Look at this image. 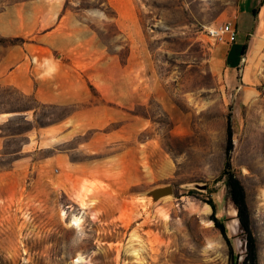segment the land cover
I'll list each match as a JSON object with an SVG mask.
<instances>
[{"label": "rangeland", "instance_id": "rangeland-1", "mask_svg": "<svg viewBox=\"0 0 264 264\" xmlns=\"http://www.w3.org/2000/svg\"><path fill=\"white\" fill-rule=\"evenodd\" d=\"M242 1L0 0V264H228L227 164L264 264V19L238 85L208 34Z\"/></svg>", "mask_w": 264, "mask_h": 264}, {"label": "trees", "instance_id": "trees-1", "mask_svg": "<svg viewBox=\"0 0 264 264\" xmlns=\"http://www.w3.org/2000/svg\"><path fill=\"white\" fill-rule=\"evenodd\" d=\"M257 9H254L251 16L254 18ZM249 36L241 48V55L244 56L247 49ZM233 129H232V113L227 115L226 121V152H230L233 148ZM223 181L226 186L227 195L236 211V219L240 229V236L244 241V253L240 256L234 251L232 238L227 234L226 219L217 216L216 203L209 199L208 203L211 214L210 220L214 227L218 229L227 247L228 264H258V248L257 241L252 229L251 212L247 203L246 191L237 175L232 171L230 165H226L223 171Z\"/></svg>", "mask_w": 264, "mask_h": 264}, {"label": "crops", "instance_id": "crops-1", "mask_svg": "<svg viewBox=\"0 0 264 264\" xmlns=\"http://www.w3.org/2000/svg\"><path fill=\"white\" fill-rule=\"evenodd\" d=\"M259 0H243L241 2V8L239 9L237 15L235 16L234 24L236 31L239 26V22L245 21V26H250L252 25L251 30L247 31V36L252 35V32L255 30L256 27H259V24L261 22V19H264V0L262 3L259 4L257 8ZM254 9H257V14L253 18L251 16V13ZM264 30V23L261 24L259 27L258 32H263ZM246 36V37H247ZM235 42V41H234ZM228 43L224 47V60H223V66L225 71L229 74V81L232 84H237L238 85V80L243 82V78H239V72H241V65L243 62L244 56L241 55V48L239 47L240 44L239 42L236 43ZM251 47L255 49L257 47V42L252 41ZM249 43V40H248ZM253 44L255 46L253 47ZM245 55V54H244ZM239 87L242 88V85L240 84ZM244 87V86H243Z\"/></svg>", "mask_w": 264, "mask_h": 264}, {"label": "built area", "instance_id": "built-area-1", "mask_svg": "<svg viewBox=\"0 0 264 264\" xmlns=\"http://www.w3.org/2000/svg\"><path fill=\"white\" fill-rule=\"evenodd\" d=\"M236 28L233 21H224L208 28L209 36L216 42L232 43L235 41Z\"/></svg>", "mask_w": 264, "mask_h": 264}, {"label": "water", "instance_id": "water-1", "mask_svg": "<svg viewBox=\"0 0 264 264\" xmlns=\"http://www.w3.org/2000/svg\"><path fill=\"white\" fill-rule=\"evenodd\" d=\"M169 194H173V186L168 184L157 186L149 190V195H151L154 199Z\"/></svg>", "mask_w": 264, "mask_h": 264}, {"label": "bare ground", "instance_id": "bare-ground-1", "mask_svg": "<svg viewBox=\"0 0 264 264\" xmlns=\"http://www.w3.org/2000/svg\"><path fill=\"white\" fill-rule=\"evenodd\" d=\"M255 46V44H253V47ZM64 214V213H63ZM70 220H72L71 221V225H73V224H75L76 226L78 225V226H80V218L79 217H73V219H70ZM75 225H73V226H75ZM79 259V258H78Z\"/></svg>", "mask_w": 264, "mask_h": 264}]
</instances>
